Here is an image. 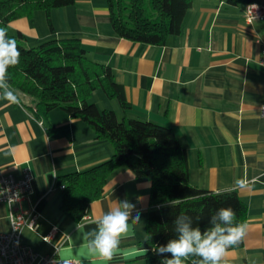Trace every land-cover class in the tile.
<instances>
[{"label": "crops", "instance_id": "1", "mask_svg": "<svg viewBox=\"0 0 264 264\" xmlns=\"http://www.w3.org/2000/svg\"><path fill=\"white\" fill-rule=\"evenodd\" d=\"M255 2L264 7V0ZM245 6L243 1L192 0L181 31L160 45L118 36L107 0H75L52 9L53 30L40 21L39 27L37 11L6 26L13 35L22 33V43L30 47L50 38L78 37L91 59L111 67L130 103L123 109L112 97L116 102H102L103 108L113 109L119 118L170 127L186 153L190 184L237 193L246 204L248 230L240 247L227 250L226 264H264V117L259 114L264 103V19L247 23ZM14 93L18 103L0 99V170L15 178L25 167L31 170V191L19 205L39 214L37 230L23 227L21 240L41 254L58 248L60 258L78 264H146L141 254L149 248L150 178L135 177L126 166L114 169L103 195L87 205L81 220H73L60 209L57 178L107 160L113 147L107 139L96 138L84 120L60 109L36 116L31 99ZM238 179H246L248 187L236 188ZM124 200L136 205L141 220H129L113 258L102 260L88 251L86 234ZM52 228L55 234L46 243L42 236ZM9 230L8 206L0 203V232Z\"/></svg>", "mask_w": 264, "mask_h": 264}, {"label": "trees", "instance_id": "2", "mask_svg": "<svg viewBox=\"0 0 264 264\" xmlns=\"http://www.w3.org/2000/svg\"><path fill=\"white\" fill-rule=\"evenodd\" d=\"M75 0H0V28L20 17H33L37 10L46 14L53 25L50 11L72 5ZM228 3L255 0H224ZM110 23L120 37L147 44H164L167 37L181 31L182 21L192 0H107ZM7 30V29H6ZM21 53L20 63L9 68V85L32 100L36 116L54 109L84 120L95 137L107 139L112 155L105 161L82 171L57 178L61 188V211L75 221L81 220L87 205L99 199L108 175L120 166L128 167L135 177H149L150 207L146 217L149 248L141 254L146 264H162L165 257L154 253L157 245L174 238L173 221L181 214L193 219L202 230L209 218L224 207L235 212L234 223H245L246 204L235 191L215 193L189 183L184 149L174 131L167 126L140 118L122 116L110 108H100L89 101L93 91L101 89L115 98L123 109L130 108L122 85L114 80L109 65L93 60L76 36L50 38L37 46H25L24 35L11 34ZM179 200V203L174 201ZM239 243L233 247H240ZM190 257L187 264H191Z\"/></svg>", "mask_w": 264, "mask_h": 264}, {"label": "clouds", "instance_id": "3", "mask_svg": "<svg viewBox=\"0 0 264 264\" xmlns=\"http://www.w3.org/2000/svg\"><path fill=\"white\" fill-rule=\"evenodd\" d=\"M20 55L17 41L8 37L5 28H0V99L9 103H18V97L8 82V70L20 63ZM248 183L246 179H238L235 187L244 189ZM13 202L14 197H10L9 203ZM174 203H179V200ZM235 215L231 207L220 208L210 216L209 226L202 230L193 225L192 217L181 214L173 221L175 237L164 245L155 246L153 251L160 256L170 254V258L165 257L162 264H187L190 257L199 258L193 259L191 264H226L227 250L241 243L248 230L247 223H234ZM130 219L134 224L141 220L136 205L128 200L117 202L95 221L97 227L86 234L88 251L110 261L119 248L121 238L128 232ZM64 264L70 262L65 261Z\"/></svg>", "mask_w": 264, "mask_h": 264}, {"label": "built area", "instance_id": "4", "mask_svg": "<svg viewBox=\"0 0 264 264\" xmlns=\"http://www.w3.org/2000/svg\"><path fill=\"white\" fill-rule=\"evenodd\" d=\"M244 18L247 23L264 19V7L255 1L247 3ZM260 63L264 66V47L261 50ZM259 114L264 117V103L259 107ZM32 179V172L27 167L22 170L19 178L0 170V203H5L8 206L10 218V230L0 232V264H64L65 261L70 262V264H78L76 261L60 258L57 254L58 248H55L51 253L41 254L21 240L23 227L33 231H36L38 227L39 214L34 209L23 211L19 205L21 199L30 193ZM59 187L63 188L64 186L59 185ZM10 197H14V202L11 204L9 203ZM13 204L18 206L15 208ZM55 231L56 228L49 230L47 234L42 236V240L50 243Z\"/></svg>", "mask_w": 264, "mask_h": 264}, {"label": "rangeland", "instance_id": "5", "mask_svg": "<svg viewBox=\"0 0 264 264\" xmlns=\"http://www.w3.org/2000/svg\"><path fill=\"white\" fill-rule=\"evenodd\" d=\"M36 14L37 15L35 17L36 18L35 19V22H37L38 25H39V21H40V25L43 24V28H46L48 30L49 26L47 24V19H46L45 12L43 10H37V13ZM40 25H39V27H40ZM109 100H112L111 102H116L115 99L108 98L106 96V94L101 89H97V90L93 91V93L91 94V96L89 98V101L95 102L100 108L105 107V106L102 105V102L103 103L106 102V101L108 102Z\"/></svg>", "mask_w": 264, "mask_h": 264}]
</instances>
